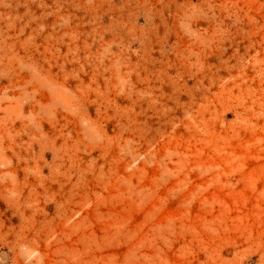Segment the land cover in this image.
<instances>
[{"label":"rangeland","instance_id":"1","mask_svg":"<svg viewBox=\"0 0 264 264\" xmlns=\"http://www.w3.org/2000/svg\"><path fill=\"white\" fill-rule=\"evenodd\" d=\"M0 264H264V0H0Z\"/></svg>","mask_w":264,"mask_h":264}]
</instances>
